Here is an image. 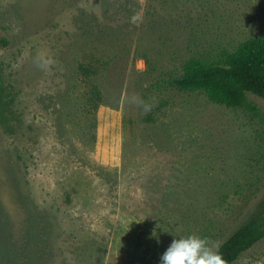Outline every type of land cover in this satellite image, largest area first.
Segmentation results:
<instances>
[{"label": "rangeland", "instance_id": "rangeland-1", "mask_svg": "<svg viewBox=\"0 0 264 264\" xmlns=\"http://www.w3.org/2000/svg\"><path fill=\"white\" fill-rule=\"evenodd\" d=\"M253 35L264 0H0L18 115L0 126V264H159L174 238L219 246L245 223L264 200V100L168 81ZM89 54L107 70L94 140L74 103ZM233 264H264V238Z\"/></svg>", "mask_w": 264, "mask_h": 264}, {"label": "trees", "instance_id": "trees-1", "mask_svg": "<svg viewBox=\"0 0 264 264\" xmlns=\"http://www.w3.org/2000/svg\"><path fill=\"white\" fill-rule=\"evenodd\" d=\"M107 71L100 61L89 54L77 64L75 74L88 88L76 103L84 118L89 120L92 139H95L96 110L105 103L98 85ZM180 90H201L214 103L231 108H254L248 102V94L264 100V36L253 35L242 40L236 48L222 59L210 61L201 57H190L182 64L180 75L168 81ZM14 83L6 82L0 71V126L7 132H15L11 122L18 120L13 109ZM66 107V106H65ZM71 113L70 105L67 107ZM89 116V117H88ZM264 238V200L249 219L236 228L218 246L224 264L233 262L255 243Z\"/></svg>", "mask_w": 264, "mask_h": 264}, {"label": "clouds", "instance_id": "clouds-1", "mask_svg": "<svg viewBox=\"0 0 264 264\" xmlns=\"http://www.w3.org/2000/svg\"><path fill=\"white\" fill-rule=\"evenodd\" d=\"M137 103L148 110V105L137 99ZM216 249V250H214ZM159 264H224L218 246H208L201 237L189 235L174 238L159 257Z\"/></svg>", "mask_w": 264, "mask_h": 264}]
</instances>
